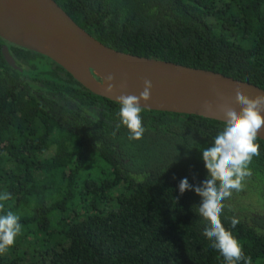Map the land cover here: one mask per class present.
Returning <instances> with one entry per match:
<instances>
[{
    "label": "trees",
    "instance_id": "trees-1",
    "mask_svg": "<svg viewBox=\"0 0 264 264\" xmlns=\"http://www.w3.org/2000/svg\"><path fill=\"white\" fill-rule=\"evenodd\" d=\"M54 1L115 50L264 89V0ZM119 108L49 57L0 38V194L10 193L0 215L22 225L0 264H224L203 235L200 197L178 190L185 177L206 179L202 149L223 122L142 108L145 132L130 140ZM256 143L251 175L220 219L250 264H264V141Z\"/></svg>",
    "mask_w": 264,
    "mask_h": 264
},
{
    "label": "water",
    "instance_id": "water-1",
    "mask_svg": "<svg viewBox=\"0 0 264 264\" xmlns=\"http://www.w3.org/2000/svg\"><path fill=\"white\" fill-rule=\"evenodd\" d=\"M0 38L7 43L41 53L62 67L90 92L118 102L120 95H139L143 81L152 82L151 98L141 108L194 114L222 121L219 105L235 106V87L250 98L264 89L219 72L186 66L157 58L130 54L104 45L79 27L54 0H0ZM50 45V52L41 50ZM66 48L64 60L58 49ZM1 53L8 65L17 68L6 44ZM114 76L113 90L106 93L103 78ZM207 101L213 110L205 112ZM264 115V111L261 112ZM264 141V129L258 134Z\"/></svg>",
    "mask_w": 264,
    "mask_h": 264
},
{
    "label": "clouds",
    "instance_id": "clouds-1",
    "mask_svg": "<svg viewBox=\"0 0 264 264\" xmlns=\"http://www.w3.org/2000/svg\"><path fill=\"white\" fill-rule=\"evenodd\" d=\"M114 76L108 74L103 78L104 91L113 90ZM152 82L143 81V88L139 95H120L117 101L120 105L118 116L120 124L130 133V140L143 137L145 128L141 119V101L147 102L151 98ZM234 104L239 109L226 104L219 105L222 112V129L213 137L209 147L202 149V160L207 171V177L198 186L190 185L187 177L181 179L178 190L183 194L192 190L200 197L197 206L198 214L208 221L203 235L212 241V247L223 257L224 264H250V257L246 258L240 242L223 226L220 216L224 208L223 201L232 192L242 190L244 180L251 175L249 168L253 157L259 155V144L256 143L258 134L264 129V92L250 98L244 90L235 87ZM205 112L212 111V105L205 101L202 105ZM10 199V193L0 194V210L4 208L3 201ZM19 216L12 212L0 215V255L15 244L16 237L22 232ZM239 223L237 218L231 219L235 227Z\"/></svg>",
    "mask_w": 264,
    "mask_h": 264
},
{
    "label": "bare ground",
    "instance_id": "bare-ground-1",
    "mask_svg": "<svg viewBox=\"0 0 264 264\" xmlns=\"http://www.w3.org/2000/svg\"><path fill=\"white\" fill-rule=\"evenodd\" d=\"M41 50L42 51H45V52H50V45L47 44V45H44L41 47ZM58 52H59V55L62 59L64 60H67L68 57H69V54H68V50L66 48H59L58 49Z\"/></svg>",
    "mask_w": 264,
    "mask_h": 264
}]
</instances>
